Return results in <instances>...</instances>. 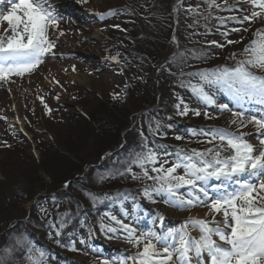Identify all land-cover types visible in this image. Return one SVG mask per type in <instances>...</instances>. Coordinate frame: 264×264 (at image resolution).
<instances>
[{
  "label": "rangeland",
  "instance_id": "obj_1",
  "mask_svg": "<svg viewBox=\"0 0 264 264\" xmlns=\"http://www.w3.org/2000/svg\"><path fill=\"white\" fill-rule=\"evenodd\" d=\"M118 1L52 0L53 6L57 4L54 6L56 12L62 17L60 29L64 32L63 36L55 37L54 52L57 55L45 58L34 73L0 81V126L3 127L0 131V264H34L36 261L39 264H104L105 261L107 264H119L122 258L133 255L137 249L128 243L123 231L110 233L106 230L107 227L119 228L110 220L109 214L136 228L137 234L146 232V223H149L147 230H153L159 223L181 226L189 216L211 220L212 215L206 207H196L190 212L178 210L164 203V197L158 194L154 195L156 202L149 205L148 214L146 205H140L142 210L139 207L134 209L133 202L127 204L123 200H117V206L109 205L111 208H107V212L94 213L100 204L93 202L89 192L105 200L112 194L124 195L133 189H137L136 194L141 196L142 186H152L150 180L134 181L130 177L113 175L117 170L123 171L132 154L139 152L130 149L131 144L119 151L118 147L127 135L129 139L142 136V125L146 121L145 127L148 129L144 135L148 140L153 139L152 135H157L149 128L156 129L159 122L158 132L169 135L165 140L180 145L167 147L163 151L167 153L162 156V160L168 161L165 167L172 166L176 160L175 153L181 148L204 149L212 146L202 143L206 139L204 136L191 135L190 130L194 128H225L237 134L244 133L251 143L258 144L257 129L253 124L241 127V119L234 117L233 112L195 98L180 83L190 79L197 82L195 78L181 75V69L184 73L195 72L198 66L206 62L234 66L236 60L245 58L239 55L245 46L257 39V29L264 30V15L242 25L229 20L225 26L220 25L215 17L236 16L242 19L245 15H251L252 11L261 10L247 0H228L229 5L242 11L223 10V0H216L221 8L210 7L209 0ZM117 3L127 7V12L122 10L125 14L115 16L110 21L112 16H105L104 12L111 6L119 5ZM147 11L157 21L148 26L146 34L142 35L139 32L143 31L139 19L144 21L142 17ZM171 11L174 16L172 13L169 15ZM133 16L136 22L129 20ZM174 19L175 35L172 39L171 33L166 39L158 32L163 24L173 27L170 21ZM7 27L6 21L0 22V35ZM234 28L241 30L231 31ZM224 32L228 35H222ZM153 36H156V40ZM135 40L136 46L140 47L146 41L152 47L154 56L151 57L153 65L150 69H137L138 62H145L141 54L137 63L131 62L137 61V58L129 52L131 48L128 43H135ZM227 40L238 43L228 44ZM172 41V46H168ZM212 41L223 47H217ZM147 49L150 51L149 47ZM177 53L179 55H175ZM200 53H206V57L197 58ZM233 53L237 54L235 59L232 58ZM166 62H170L168 67ZM58 71L65 74L61 76L62 79L56 75ZM69 75L84 76L87 82L83 84L79 79L72 81ZM45 76H54L53 79L59 81L57 84L62 85V90L46 87L43 82ZM154 78L160 82L158 89L152 80ZM164 82L167 83L166 87L163 86ZM149 93V101H143L129 120L127 118L128 131L119 134V143L114 141L120 132H115L118 124L125 120L123 114L133 112L131 106L136 98L144 100V94L147 97ZM211 93L218 105L228 103L227 98H222L223 91L213 88ZM123 104L127 105L126 109H115L123 107ZM177 104H180V109H177ZM184 104L189 107V112L180 115ZM200 105L207 106L208 110L200 109ZM248 107L254 113L259 112L257 116L264 115V111ZM196 110H201L199 116H194ZM16 113L22 122H26L27 132L17 131L14 128L17 124L7 119V115L12 118ZM205 113L211 118H207ZM248 118L246 114L244 123ZM233 119L237 120L236 124L232 123ZM39 122L42 127L37 126ZM130 131L131 134H128ZM177 136L183 139L178 140ZM140 143L142 146L146 141ZM112 151H116L115 158L120 156L116 164L109 160V163L112 161L111 165L115 164L109 167L101 158L105 155L106 159H112L109 156L111 153L108 154ZM98 165L101 171L95 173ZM81 167L82 171L79 172ZM133 170L140 171L136 167ZM178 172L182 174L183 170L179 169ZM211 183L218 185L216 183L220 182L213 180ZM119 189L128 192H115ZM78 214L85 215L91 229L82 239L75 240L74 247L71 246L69 251L60 247L59 241L54 244L44 235L49 230L48 225L52 229L54 222L60 224L65 219L67 226L72 219L75 221ZM216 219L223 220V216L216 215ZM153 221L156 223L153 224ZM102 225L105 227L102 228ZM57 230L54 229L53 234ZM192 235L198 236L199 233L193 231ZM28 237H36V244L45 246L40 250L50 255L55 253V256L41 257L31 250L32 246L27 248Z\"/></svg>",
  "mask_w": 264,
  "mask_h": 264
},
{
  "label": "snow or ice",
  "instance_id": "obj_2",
  "mask_svg": "<svg viewBox=\"0 0 264 264\" xmlns=\"http://www.w3.org/2000/svg\"><path fill=\"white\" fill-rule=\"evenodd\" d=\"M247 2L261 11H252L242 19L236 16L215 19L222 26L229 20L242 25L264 15V0ZM11 3L7 15L0 12V22L6 21L9 25L0 35V81L32 73L46 56L57 55L54 52L56 40L50 35L57 32L59 36L64 35L60 30L62 17L56 12L52 0H11ZM209 6L222 7L216 0H209ZM223 6V10L242 11L229 5L228 0H223ZM255 36L257 39L239 54L245 58L236 60L234 66L218 65L189 73L181 69V75L195 78L197 82L191 79L181 81L180 86L188 88L195 97L209 105L231 111L228 104L218 105L211 93L213 88L223 91L240 107L241 110L233 112V116L241 119V127H247V124L256 127L258 144L251 143L244 133L237 134L225 128H194L190 134L204 136L206 139L202 143L212 146L179 149L171 167H165L168 161L162 160L166 152L143 144L141 151L132 154L125 169L117 170L113 175L130 177L134 181L150 180L152 186L145 185L142 190L147 199L156 202L154 195L158 194L164 197V203L189 212L196 207H206L212 219L189 216L179 228L163 233L149 229L137 234L136 228L109 214L110 220L119 228L107 227L106 230L110 233L123 231L128 243L137 249L133 255L122 258L120 264H264V115L252 114L248 107L257 105L260 106L257 111H264V74H259L264 73V30L257 29ZM211 43L223 47L216 41ZM227 43L238 41L227 40ZM236 56V53L232 54L233 59ZM204 57L206 53H200L197 58ZM180 103H183L182 98ZM176 107L180 109V104ZM188 112L189 107L184 104L179 114L187 115ZM193 114L199 116L201 113L196 110ZM246 114L249 118L244 123ZM205 116L211 118L207 113ZM232 123L236 124L237 120L233 119ZM159 127L157 122L156 129L150 127L149 131L158 134ZM176 139L183 137L177 136ZM134 167L140 171H134ZM179 169L183 170L182 174ZM213 180L220 183L210 195L209 186ZM181 189H187V195ZM88 195L94 203L104 202L94 193ZM216 215H222L223 220H217ZM66 224L67 220L60 221L57 235ZM193 231L199 235L193 236ZM43 255L41 251L40 256Z\"/></svg>",
  "mask_w": 264,
  "mask_h": 264
},
{
  "label": "trees",
  "instance_id": "obj_3",
  "mask_svg": "<svg viewBox=\"0 0 264 264\" xmlns=\"http://www.w3.org/2000/svg\"><path fill=\"white\" fill-rule=\"evenodd\" d=\"M123 11H125V12H127L126 10H123ZM146 14L142 17L143 19H144V21L142 20V19H139V23H140V20H141V24H140V26H141V29L143 30V31H139L142 35L145 33L146 34V32L145 31H147L146 29H147V27L148 26H151L153 23H155L156 21L154 20L155 18H153L152 17V14H149L150 13V11H147V12H145ZM149 16V17H148ZM132 20H133V22L135 21L136 22V18H135V16H133V18H132ZM172 24V23H171ZM173 25V24H172ZM172 26H167V24H163V26L161 27V31L160 32H158V33H160V35H164L165 36V38L166 39H168V36H170V34L172 33ZM163 33V34H162ZM136 35V34H135ZM138 36V35H137ZM153 39L154 40H156V36L154 37L153 36ZM149 41H150V39H149ZM130 43H128L129 44V46H130V48H132L133 49V53H132V55L135 57V59L137 58V61H135L134 60V63H137L138 61H139V56H140V54L144 57V59H145V62H138V66H136L138 69H140V68H142V69H144V68H146V69H150L151 67H152V65H153V63H152V61H151V57H153L154 56V52H153V49H152V47L146 42V41H144L141 45H140V47L139 46H136L137 45V40H135V43L133 42V41H129ZM147 47H149L150 48V51H148L149 49H147ZM163 86L164 87H166L167 86V83H163ZM144 100H143V98H136V100L133 102V105L131 106V109H133V112L132 111H130V113H125V114H123L124 115V118H125V120L123 121V122H120V124H118L119 125V127L117 128V131H115V132H118V131H120L119 133H118V135H117V137L115 138L116 140H114V141H117V142H119V140H120V136H119V134H121V131L124 129V127H126V123H127V118H128V120H129V116L131 117L136 111H137V108H138V106H140V105H143V101H146V99H147V101H149V98H150V93L147 95V97H146V94H144ZM127 104V103H126ZM125 104V105H126ZM153 104V103H152ZM125 105H123V107H117V108H115L116 110H118V111H121V110H123V108L124 109H126V107H125ZM127 106V105H126ZM132 112V113H131ZM126 114H127V116H126ZM123 119V118H122ZM154 135H152V137H153ZM147 136H145V138H146ZM144 138V141L143 142H145L146 140H148L147 138L145 139ZM149 143H151V140H149ZM163 143H165V141L163 142V141H160L157 145H163ZM166 145H167V143H165ZM173 144V143H172ZM151 145V144H150ZM109 146H115V145H109ZM153 145H151L150 147H152ZM156 147H158V146H156ZM82 168L83 167H81L78 171L80 172V171H82ZM63 180V179H62ZM64 181V180H63ZM30 240V239H29Z\"/></svg>",
  "mask_w": 264,
  "mask_h": 264
},
{
  "label": "bare ground",
  "instance_id": "obj_4",
  "mask_svg": "<svg viewBox=\"0 0 264 264\" xmlns=\"http://www.w3.org/2000/svg\"><path fill=\"white\" fill-rule=\"evenodd\" d=\"M50 73V72H49ZM52 73V72H51ZM59 75L60 76V78H61V76L63 77V76H65V74L63 75V73L61 74L59 71L56 73V75ZM68 74H70V72H68ZM67 74V75H68ZM53 75H55V73H53ZM53 78H54V76H53ZM52 77H46L45 76V80H43V82H45V86L46 87H48V86H50V87H52L53 88V90H55V91H61L62 90V85H59V84H57V81H56V79H53ZM68 78H70L72 81L74 80H77V79H79L80 80V82L81 83H86L87 82V79L84 77V76H80V77H78V76H75V75H69V77ZM62 79V78H61ZM70 79H69V81H70ZM43 85V84H42ZM39 88H41V85L39 86ZM42 104V103H41ZM50 104H51V102H50ZM132 148H135V146H133L132 145Z\"/></svg>",
  "mask_w": 264,
  "mask_h": 264
}]
</instances>
